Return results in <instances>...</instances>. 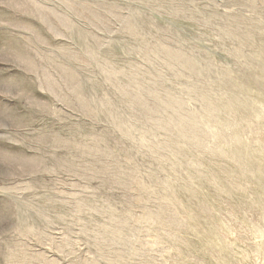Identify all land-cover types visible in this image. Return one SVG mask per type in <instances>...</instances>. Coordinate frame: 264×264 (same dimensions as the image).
<instances>
[{"label": "rangeland", "instance_id": "rangeland-1", "mask_svg": "<svg viewBox=\"0 0 264 264\" xmlns=\"http://www.w3.org/2000/svg\"><path fill=\"white\" fill-rule=\"evenodd\" d=\"M0 264H264V0H0Z\"/></svg>", "mask_w": 264, "mask_h": 264}]
</instances>
